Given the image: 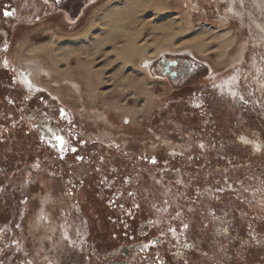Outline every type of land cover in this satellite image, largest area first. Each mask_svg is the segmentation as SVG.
<instances>
[{
    "label": "rangeland",
    "instance_id": "rangeland-1",
    "mask_svg": "<svg viewBox=\"0 0 264 264\" xmlns=\"http://www.w3.org/2000/svg\"><path fill=\"white\" fill-rule=\"evenodd\" d=\"M125 1L78 0L76 9H68L69 18H78L74 24L65 23L61 14H57L35 25L19 24L11 34L4 61H0V264H93L95 256L90 253V240L98 246L118 244L117 240L108 241L103 236L104 222L98 215V210L107 211L102 207L106 197L103 191L110 192L113 187L101 186L99 194L95 177H89L80 167L74 168L72 175L79 180L78 174L85 173L82 178L86 184L80 190L71 187L66 180L68 171L63 165L57 167L56 155L46 150L30 151L31 145H36L35 138L23 128L25 114L12 101V94L17 85L24 83V78L46 89L53 102L73 112V122L82 135L109 141L114 138L125 145L127 152L135 156L143 152L154 155L171 167L160 169L147 161L129 164L127 158L111 153L113 149L109 147L104 151L102 146H91L104 156L101 170L108 168L117 178L114 194L121 191L122 206L130 210L134 204L138 205L139 217H152L158 231L172 235L169 228H174L184 242L200 246V251L189 253L194 264H264V0H165L166 9L162 12L149 8L151 3L146 4L147 9H139L136 14L143 24L137 44L148 47L150 52L124 71L137 80L130 89L105 82L116 76L119 61L105 69L101 84L93 80V86L87 85L88 77L82 69H74L77 62L88 61L85 56L69 57L71 77L43 74L33 81L29 69L21 74L16 66L19 60L31 58L28 49L47 44L53 35L59 37L55 46L85 44L86 39L79 37L90 21H96L115 6L123 7ZM83 7L86 8L79 16ZM100 23H95L96 27L86 37L99 33ZM201 29L210 34L229 33L234 37L233 47L221 57L215 43H206V52L196 50L194 35ZM166 33L170 39L164 40ZM158 44L162 50L155 56ZM241 47H244L242 59L235 63ZM185 53L208 63L220 76L234 69L242 74V87L234 96L238 108L235 130L245 136L229 131L216 137L203 133L197 127L196 115L176 101L180 93H173L163 79L147 75L145 60L163 54L179 58ZM108 57L114 60L113 56ZM42 60L44 64L46 60ZM103 60L99 58L94 69H101L105 65ZM5 61L17 67L22 79L16 78L14 83V74L5 67ZM75 84L80 85V93L73 92L71 87ZM193 87L197 89L199 85ZM106 116L110 123L103 120ZM126 117L130 119L128 124L123 123ZM202 181H207V186L215 182L211 189L223 204L217 208L215 223L210 224L207 235L200 240L198 232H189L183 225L187 224L186 207L195 209L191 197L208 196L199 187ZM96 193L102 203L93 198ZM62 207L65 216L60 211ZM42 211L45 218L40 223L37 217ZM195 214L196 218L204 219L198 211ZM198 227L201 228L200 224ZM176 235L171 236L173 240ZM10 245L14 247L9 249ZM182 249V243L175 242L161 252L166 260L184 264L178 254Z\"/></svg>",
    "mask_w": 264,
    "mask_h": 264
},
{
    "label": "flooded vegetation",
    "instance_id": "flooded-vegetation-1",
    "mask_svg": "<svg viewBox=\"0 0 264 264\" xmlns=\"http://www.w3.org/2000/svg\"><path fill=\"white\" fill-rule=\"evenodd\" d=\"M77 2L78 0H0V61H4L11 34L15 27L19 24L35 25L57 14H61L60 17L65 23L74 24L78 18L75 20L69 18L68 9H76ZM84 8L86 7H83L79 16L82 14ZM4 11L14 12L15 14L6 17L3 15ZM168 54L172 55L171 53ZM186 54L190 57L189 53L180 54L181 57L179 58H172V56H165L163 54L153 60H145L143 64L147 75L152 78L159 77L163 79L172 87L173 93H180V95H177L176 101H181L182 105L187 107L189 113L196 115L197 127L203 133L216 137L224 131H229L230 133L233 132L236 136H245L244 133L235 130L238 124V108L235 106L234 95H232L233 92L236 93L242 87V74L240 75L234 69L231 73L220 76L206 62L198 61L193 57L183 59L182 56H186ZM6 68L14 74V83L16 82V78L22 79L16 66L10 64ZM26 79L28 80V78ZM196 83L199 87L194 89L193 86ZM16 90L15 94H12L13 104L25 114L22 120L24 122L23 128L25 127L24 129L27 134L33 136L36 141V145H31L30 151L46 150L44 152L48 151L54 156L56 155L59 161L57 167L63 165L65 170L68 171L69 177L66 180L67 184L71 187L80 190L86 184V181L82 178L85 173L78 174L79 180L73 177V169L77 167L87 172L89 177H95L96 191L99 190V194L102 191L100 190L101 186L103 188L108 187V185L113 187L110 192L103 191V196L106 197L102 207L106 208L107 211L103 209V211L98 210V213H100L98 215H100L104 222L101 230L104 234L103 236L108 241L117 240L118 244L111 247V245L108 246L103 241L102 243L105 246H98L95 243L96 241L90 240L92 249L90 253L95 256V260H92L93 264H111L113 259L119 262V264H175L166 260V257L161 252L166 245L169 243L172 245L175 242L182 243L183 245V249L178 251V254H181L180 256H182L184 264L185 262L186 264H194L195 261L189 258V253L200 251V246L191 241L184 242L182 236L177 237L176 235L177 239L173 240L171 237L173 234L158 231L155 229L152 217L145 215L139 217L141 214L138 211V205L133 203V208L130 210L122 206L123 203L119 201V193L121 191L118 190L119 192L114 194L117 178L113 175L112 170L108 168L101 170L104 156L102 153L93 151L91 146L92 144L102 146L104 151L109 147L113 149L111 153H118L121 158H127L126 161L129 164L132 162L133 165L138 164L140 161L151 163L154 155L143 152L142 155L135 156L133 152H127L124 148L125 145L120 142L118 143L114 138L113 140L109 138V141L100 137L97 138L95 135H82L78 125L73 122L74 116L72 115L74 113L70 112L68 108L53 102L48 91L44 88H39L34 83L31 84V87L22 83L21 85H17ZM47 95L49 98L45 97ZM61 110L65 114L63 118L60 115ZM128 122H130V119L128 117L124 118L123 123L128 124ZM54 134L61 136L64 140L63 147L65 150L63 154L60 152L61 146L59 142L54 139ZM108 134L109 136L112 135L111 131ZM77 156L82 159L77 160ZM151 164L158 168L160 167V169L171 168L158 159H156V163ZM112 165H110L112 168L117 169L116 164ZM172 170L174 171L175 168ZM46 172L49 173L50 171ZM52 177L47 176L45 178L53 179ZM214 183L213 185H215ZM206 184H208L207 181H202L200 182L202 187H199L202 192H207L208 196H204V198L191 197L194 200L193 206L195 209L193 210L188 206L184 212L189 232L192 230L198 232L197 236L199 239L201 236L207 235L210 224L216 221L217 208H220L223 204V200L217 192L211 189L212 183H210V187ZM99 194L96 193L93 197L97 202H99ZM59 202L60 204L64 202L62 196ZM99 203H102V201ZM118 210H120L119 213L117 212ZM60 211L65 216L63 207ZM127 211L128 213L130 212L129 215ZM197 211L198 214L204 216L203 220L202 218H196L197 214L195 213ZM125 213L126 216L123 217L122 215ZM124 219L128 220L124 221ZM199 224L201 228L198 227ZM152 241H156V243L151 244L150 242ZM144 244H148L149 247L143 248ZM186 244L192 247H185ZM13 247V245H10L9 249Z\"/></svg>",
    "mask_w": 264,
    "mask_h": 264
},
{
    "label": "bare ground",
    "instance_id": "bare-ground-1",
    "mask_svg": "<svg viewBox=\"0 0 264 264\" xmlns=\"http://www.w3.org/2000/svg\"><path fill=\"white\" fill-rule=\"evenodd\" d=\"M165 2V0H126L123 3V7L113 6L114 9L105 11L104 14L100 16L96 21H90L88 29L82 36L79 37V39H86L85 44L81 43L79 45L78 43V45L74 44L70 46L68 45L66 47L55 46L59 37H55L52 33L50 34L53 35L50 38V42L37 48L28 49L27 52L31 55V58L28 60H19V65L16 64V66H18V69L20 68L21 74L25 71H28L29 69L30 79L33 81L36 80V77L43 76V74H45L46 77H52L54 74L62 77H71L72 75L68 74V72L73 68L70 66V64H68L69 57L72 55L76 57L85 56L88 61L84 64H80L77 62V66L74 69H82L84 71V73L88 77L86 80L87 85L90 86L92 85L93 80L101 84L105 69L110 67V65H112L114 62L119 61L120 65L117 71L118 73L116 74V76H110L109 78L105 79V82H114L123 90L130 89V86L135 87L137 84V80L134 75H128L127 73H124V71L128 67H131V64L137 58L138 60H140L142 59V56L144 54H149L150 52V49L148 47H141V45L137 44L138 38L140 37L143 30V24H140L141 21L138 20L140 18L136 14L138 13L139 9H141L142 11L146 10L148 7H146V4L150 3L151 4L149 8H151L152 10H158L157 12L165 11ZM99 22H102L100 23L101 31L95 36L86 37L90 30L96 27L95 23ZM161 30L165 31L166 29L165 27H161ZM53 37L56 39L53 40ZM163 37L164 40H167L169 38L168 33H166ZM193 42L196 43L194 44L196 50L202 53L206 52V43H210L209 45H211L212 43L217 44L215 46H218V48L220 49L221 57L234 43V37L226 32L210 34L209 31L201 29L199 32H196V35H194ZM52 44H54V47L51 46ZM155 49V56H157L158 53L162 50V47L158 44ZM243 50L244 47H241L239 49L234 59L235 63L241 61ZM108 56H113L114 60L111 61V57ZM99 58L105 59L103 60V63H105V65L101 69L96 70L94 69V63ZM42 59L46 60L44 64L41 63L43 62ZM66 82L69 83V81ZM71 88L73 92H81V87L79 84H75ZM129 113L132 112L129 111ZM103 120H105V123H110L107 116ZM39 215L40 216L37 217V219L39 220L38 222L43 223L45 218L44 211L40 212Z\"/></svg>",
    "mask_w": 264,
    "mask_h": 264
},
{
    "label": "snow or ice",
    "instance_id": "snow-or-ice-1",
    "mask_svg": "<svg viewBox=\"0 0 264 264\" xmlns=\"http://www.w3.org/2000/svg\"><path fill=\"white\" fill-rule=\"evenodd\" d=\"M15 13L14 12H10V11H4V13H3V15L4 16H6V17H10V16H13ZM7 66V62L5 61V67ZM235 79V78H234ZM24 83H26V84H28V86L29 87H31V84L29 83V81L25 78V80H24ZM232 95H236V93L235 92H233L232 93ZM60 115H61V117L63 118L64 117V111L63 110H61V112H60ZM49 131H51V130H49ZM42 139H43V137H42ZM54 139L56 140V141H58L59 142V145L61 146L60 147V152L63 154V152H64V147H63V145H64V140H63V138L61 137V136H59V135H55L54 134ZM201 148H203V145H201ZM73 151H75V149H73ZM76 159L77 160H80V159H82L81 157H79V156H77L76 157ZM151 163H156V159L153 157L152 159H151ZM129 195H133L132 193H129ZM177 215H179V213H177ZM183 228L184 229H187L188 228V225L187 224H184L183 225ZM169 231H171L172 233H173V236L175 237V235H176V230L174 229V228H169ZM151 244H155L156 243V241H152V242H150ZM143 248H148L149 247V245L148 244H144L143 246H142ZM185 247H192L191 245H185ZM111 264H119V262H117V261H115V259H113V261L111 262ZM185 264H186V262H185Z\"/></svg>",
    "mask_w": 264,
    "mask_h": 264
}]
</instances>
